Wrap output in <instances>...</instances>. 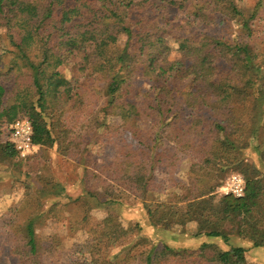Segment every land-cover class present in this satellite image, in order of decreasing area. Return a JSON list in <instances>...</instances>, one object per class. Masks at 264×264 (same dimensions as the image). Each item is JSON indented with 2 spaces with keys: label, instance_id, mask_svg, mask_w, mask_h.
I'll return each instance as SVG.
<instances>
[{
  "label": "trees",
  "instance_id": "1",
  "mask_svg": "<svg viewBox=\"0 0 264 264\" xmlns=\"http://www.w3.org/2000/svg\"><path fill=\"white\" fill-rule=\"evenodd\" d=\"M240 1L0 0V130L8 136L0 139V163L56 151L105 181L102 192L80 197L94 206L85 203L69 220L72 232L88 233L72 246L73 264H248L246 248L207 241L166 246L163 258L154 248L134 254L129 243L117 250L141 227L125 230L109 216L97 231L88 220L92 209L125 196L141 202L153 226L186 234L193 224L197 239L228 244L237 235L264 246V0L248 11ZM225 24L232 35L200 30ZM98 107L104 119L94 125L88 118ZM21 118L31 121L40 147L27 159L8 134ZM231 174L244 180L241 197L217 194ZM24 176L26 199L0 219L7 250L21 264H61L59 240L44 243L37 228L53 209L68 207L58 200L48 208V198L72 199L58 181L38 186L30 171ZM150 194L165 199L152 202Z\"/></svg>",
  "mask_w": 264,
  "mask_h": 264
},
{
  "label": "rangeland",
  "instance_id": "2",
  "mask_svg": "<svg viewBox=\"0 0 264 264\" xmlns=\"http://www.w3.org/2000/svg\"><path fill=\"white\" fill-rule=\"evenodd\" d=\"M254 2L255 0H242L240 1V6L244 11H248ZM200 30L208 34H222L225 36L232 35L235 31L232 25H226V27L222 26L217 29L201 28ZM169 44L172 48L171 59L178 58L177 46L173 43ZM61 72H65L66 75L69 76V73L63 67H61ZM103 100H105L104 97L102 101ZM101 109V107L95 109L88 118L94 125L101 124L104 119ZM115 124H118V122H115ZM4 130H6V128H4ZM0 132V139L3 141L8 140L7 132L5 131L3 133L1 130ZM247 154L251 162H258L256 151L250 149L247 151ZM39 156V161L31 159L30 161L23 160L22 162L14 160L9 164L0 163V219H8L10 217L9 208L13 205H20L26 199L23 180L25 179L24 173L27 170L31 172L32 178H30V181L40 182L38 186H42L47 178L54 182L58 181L62 183L66 187V194L71 197L72 200L62 199V197L48 198V208L53 201L58 200L67 203L68 207L62 208L59 206L53 209L52 212L49 213L51 215L49 217H47L46 214L43 215V218L47 217V219H44L45 221L40 223L41 226L37 228V233L44 243H48L50 238L59 240L60 245L59 251L56 254L57 259L55 257L54 259L57 262L59 260L61 264H73L74 257L72 246L74 243L84 242L88 233L83 230L72 232L71 227H69V222H72L73 225L76 224L74 223L75 221L69 220L78 219L81 208L85 206V203L92 202H87L83 198L80 199V197L86 193V189L96 191V193L102 192V188H104L103 183H105L103 178H106L110 174V171H108V174L104 173L103 180L96 181L95 177H92L91 174H86V170L79 167L78 162L63 159L56 151H52L47 159L43 158L40 154ZM90 169L92 171L93 168ZM35 171L39 172V174H35ZM231 175L226 178L222 186ZM183 177L186 178V175H183ZM159 178H161V176ZM106 183L108 184V182ZM221 187H219L217 191L219 196L224 195L220 192ZM28 198L30 202L21 210L24 215L22 216V220L31 213L32 204L34 202L32 201L33 196H29ZM148 199L149 201L157 202L164 200L165 196L150 194ZM74 200L77 201L74 202ZM90 205H92V203H90ZM93 206L94 204L92 207ZM109 216L116 219L125 230L134 228L136 225L141 227L140 231H135L131 235L123 237L129 240L128 242L122 241L119 243L116 247L117 250H120L123 245L127 246L129 243L135 245L133 246L134 254H140L154 248L157 256L163 258L166 255V246L177 250L195 249L198 248L203 241H207L224 250H228L232 246H242L247 249L246 258L248 264H264V246L254 247V242L251 239L240 238L234 235L230 238L229 243L226 244L222 239L194 238L195 226L193 224L187 226L186 234L177 233L171 229H163L159 226H153L141 202L135 200L133 197L128 198L125 196L124 199H120L119 203L113 204L110 209H105L104 207L92 209L89 215L88 227L93 230L102 231L105 227V221ZM8 238L7 230H5L3 226L0 228V245L3 247L4 253H0V264H21L16 257L9 254L7 250Z\"/></svg>",
  "mask_w": 264,
  "mask_h": 264
},
{
  "label": "built area",
  "instance_id": "3",
  "mask_svg": "<svg viewBox=\"0 0 264 264\" xmlns=\"http://www.w3.org/2000/svg\"><path fill=\"white\" fill-rule=\"evenodd\" d=\"M9 139L14 145L18 155L27 159L35 155L39 146L33 142V127L31 121L26 118L17 119L8 126ZM245 183L241 175L233 174L220 188L224 195L234 194L241 197L244 194Z\"/></svg>",
  "mask_w": 264,
  "mask_h": 264
}]
</instances>
